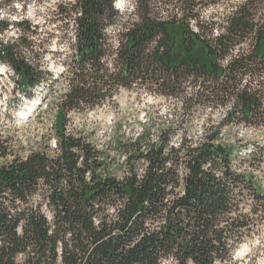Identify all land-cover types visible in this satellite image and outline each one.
<instances>
[{"label":"trees","instance_id":"16d2710c","mask_svg":"<svg viewBox=\"0 0 264 264\" xmlns=\"http://www.w3.org/2000/svg\"><path fill=\"white\" fill-rule=\"evenodd\" d=\"M114 2L74 0L61 12L73 32L54 147L7 160L0 140V264H229L264 225V186L221 141L224 125L264 132V0H134L129 13ZM9 25L18 34L0 38V61L31 96L49 73L20 49L33 27L0 20V33ZM135 87L173 99L180 113L157 137L143 125L122 141L117 175L116 159L67 130L68 114ZM201 105L226 110L193 140L178 117ZM241 153L250 168L264 164V146Z\"/></svg>","mask_w":264,"mask_h":264},{"label":"rangeland","instance_id":"374dc122","mask_svg":"<svg viewBox=\"0 0 264 264\" xmlns=\"http://www.w3.org/2000/svg\"><path fill=\"white\" fill-rule=\"evenodd\" d=\"M72 1L74 0L1 2L0 20H24L33 27V33L27 32L24 35L29 37L31 44L21 46L20 49L27 57L40 61L44 71L49 73L40 85L31 90V96H28L16 87V73L6 69L7 64L0 61V140L8 147L7 160L13 156L23 157L33 150L54 147L53 125L58 121L57 103L66 89L60 74L64 69L63 61L70 54L69 44L73 32L72 26L67 25L69 18L62 20L61 12L66 3ZM231 1L229 0V4ZM133 3L134 0H115L114 5L121 13H129ZM218 11L222 9L219 8ZM117 31L116 27H109L106 32L113 45L119 39ZM17 34L18 30L9 25L0 38L5 42L15 38ZM195 47L197 54L203 52L200 44ZM177 54H182L180 47ZM176 107L179 104L173 99L161 97L143 88L120 89L112 100L102 105L93 109L71 111L68 114L67 130L93 141L106 152L105 155L116 159L118 162L109 171L119 175L124 170L122 160L125 156L121 142L138 133L143 125H147L150 136L157 137L159 130L167 127V120L172 119L175 113H180ZM225 110L224 106L201 105L191 115H179L178 118H185L183 129L186 135L197 140L208 125H216L221 121ZM222 134L221 141L228 143L233 150L234 165L252 170L257 184L264 186V164L253 162V167L250 168L247 166L248 162L242 160L241 153L264 146V132L253 130L249 125L232 124L224 125ZM171 139L175 143L179 135L176 134ZM236 139L241 141L235 143ZM229 264H264V225L256 228L238 245Z\"/></svg>","mask_w":264,"mask_h":264},{"label":"built area","instance_id":"2783aa9c","mask_svg":"<svg viewBox=\"0 0 264 264\" xmlns=\"http://www.w3.org/2000/svg\"><path fill=\"white\" fill-rule=\"evenodd\" d=\"M0 35H1V33H0ZM6 67V69H9V70H12L13 71V69L9 66V65H7V66H5ZM18 77V76H17Z\"/></svg>","mask_w":264,"mask_h":264},{"label":"bare ground","instance_id":"6f19581e","mask_svg":"<svg viewBox=\"0 0 264 264\" xmlns=\"http://www.w3.org/2000/svg\"><path fill=\"white\" fill-rule=\"evenodd\" d=\"M9 20V19H8ZM6 98V97H5Z\"/></svg>","mask_w":264,"mask_h":264}]
</instances>
